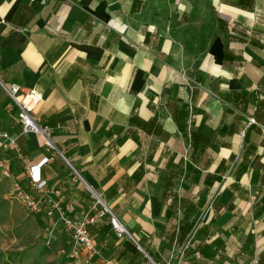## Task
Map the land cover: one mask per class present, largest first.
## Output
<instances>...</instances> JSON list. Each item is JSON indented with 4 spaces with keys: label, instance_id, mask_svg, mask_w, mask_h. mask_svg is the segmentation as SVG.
Segmentation results:
<instances>
[{
    "label": "crops",
    "instance_id": "obj_1",
    "mask_svg": "<svg viewBox=\"0 0 264 264\" xmlns=\"http://www.w3.org/2000/svg\"><path fill=\"white\" fill-rule=\"evenodd\" d=\"M0 20V112L18 145L1 151L15 191L42 200L35 217L48 198L96 216L78 264H264V0H0ZM12 83L40 94L31 115L52 147L9 112ZM172 169L188 175L183 204L199 181L212 191L181 233L162 200Z\"/></svg>",
    "mask_w": 264,
    "mask_h": 264
},
{
    "label": "rangeland",
    "instance_id": "obj_2",
    "mask_svg": "<svg viewBox=\"0 0 264 264\" xmlns=\"http://www.w3.org/2000/svg\"><path fill=\"white\" fill-rule=\"evenodd\" d=\"M4 91L2 90V92ZM8 98L11 101V98ZM11 106L12 109L9 112L17 117V111L13 108V104ZM3 112H0V134L7 131V124L4 120L6 115ZM3 144L4 140L0 136V158L6 159L4 152L1 151ZM10 178L11 176L5 178L0 169V190L7 191L0 194V264H76L75 262H66L67 258L72 260L68 255L69 237L65 238L60 232V239L55 238V235L58 236L56 233L58 227L38 219L19 201L14 189L16 186ZM197 178L198 176H191L194 181H197ZM198 184V188L187 196L188 198L196 197V214L200 213L201 205L212 193L205 188L201 181ZM3 199H8L9 205ZM198 217L199 214L196 215V220ZM244 220L248 225L252 218L247 216ZM242 241L243 239L239 240V242ZM250 261L254 264V258H251Z\"/></svg>",
    "mask_w": 264,
    "mask_h": 264
},
{
    "label": "built area",
    "instance_id": "obj_3",
    "mask_svg": "<svg viewBox=\"0 0 264 264\" xmlns=\"http://www.w3.org/2000/svg\"><path fill=\"white\" fill-rule=\"evenodd\" d=\"M44 3L45 0H40ZM3 22V20H0ZM6 93L9 95L14 105L17 107V118L20 122L23 132H31L41 134L44 138V144L48 147H52V141L49 136V128L41 125L37 120L33 118L31 112L34 106L40 100V94L34 88L25 89L20 84L12 83L9 86H3ZM253 120V118H252ZM4 140L2 145L3 149H14L18 151V145L16 139L12 138L7 132L0 134ZM47 162V159H43L42 162ZM0 169L3 172L5 178L10 177V160L8 158H0ZM37 168L30 166L26 170L27 176L30 178L32 186L40 193H44L46 187V181L41 180L36 174ZM16 195L19 201L33 213H38L42 210V200L34 197L30 193L16 189ZM47 203L49 206L45 210V216L48 223L54 224L55 222L61 223L67 230L71 232L72 246L68 251V255L72 258L73 262L78 264L77 258L81 250H86L89 253V257L96 252L95 240L89 233L88 226L96 222V216H84L77 217L70 215L57 201L48 198ZM211 206L208 204L201 215V218L205 217L206 211ZM105 213H109L108 209L103 207L97 216H103ZM111 215V223L115 230L117 237L123 235L130 236L125 226L115 217ZM258 262V258L254 257V264Z\"/></svg>",
    "mask_w": 264,
    "mask_h": 264
},
{
    "label": "trees",
    "instance_id": "obj_4",
    "mask_svg": "<svg viewBox=\"0 0 264 264\" xmlns=\"http://www.w3.org/2000/svg\"><path fill=\"white\" fill-rule=\"evenodd\" d=\"M238 162L239 161L236 162V164L234 165V168L237 166ZM241 175L242 174L240 173L235 174L234 177L236 180H238L241 177ZM215 178L220 179L219 176H216ZM179 179H182V182L180 183V185L183 191H189L191 189V185L186 184L188 180V175L185 174L182 176L177 170L172 169L171 172L167 175L166 181L164 183V191L162 194V198H163L162 200L163 201L171 200L170 204L168 205L166 209V214L168 213L173 214L175 210H177L178 216H179L178 217V233L179 232L181 233L183 231H190L193 229V223L189 219H190L191 212L195 210L196 203L194 201H188L186 205L182 203L183 198H180L178 196L179 195L178 191L177 189H175L176 180H179ZM252 180H253V176H252ZM17 184H19L18 181H17ZM5 192L7 191L0 190V194L5 193ZM3 201L8 205L10 203L8 199H3ZM260 201H264V197H262V199L260 198ZM105 214L109 216L107 213ZM200 231H201V228L197 229L196 233H199ZM200 244H201L200 242L195 241L191 245L201 246ZM206 247H208V245H206ZM147 252L156 262H158L157 258H155L151 254V252H149L148 250ZM66 261L70 262L71 260L70 258H67ZM147 263L151 264L149 260H147ZM258 263H259V259L256 264Z\"/></svg>",
    "mask_w": 264,
    "mask_h": 264
},
{
    "label": "water",
    "instance_id": "obj_5",
    "mask_svg": "<svg viewBox=\"0 0 264 264\" xmlns=\"http://www.w3.org/2000/svg\"><path fill=\"white\" fill-rule=\"evenodd\" d=\"M93 193H94V195H95V197L97 198V200H98V202H100L101 204H102V206L103 207H105L106 209H108V207L106 206V204L102 201V199L94 192V191H92ZM108 211L110 212V214H112L111 213V211L108 209ZM112 216L113 217H115L113 214H112ZM116 218V217H115ZM131 237V236H130ZM139 248H140V246H139ZM147 255V254H146ZM148 256V255H147ZM148 258L151 260V262L153 263V264H157V263H155L149 256H148Z\"/></svg>",
    "mask_w": 264,
    "mask_h": 264
}]
</instances>
